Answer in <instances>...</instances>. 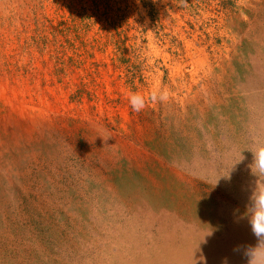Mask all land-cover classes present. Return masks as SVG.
<instances>
[{"label": "rangeland", "instance_id": "374dc122", "mask_svg": "<svg viewBox=\"0 0 264 264\" xmlns=\"http://www.w3.org/2000/svg\"><path fill=\"white\" fill-rule=\"evenodd\" d=\"M261 143L264 0H0V264H247Z\"/></svg>", "mask_w": 264, "mask_h": 264}, {"label": "clouds", "instance_id": "9594fccd", "mask_svg": "<svg viewBox=\"0 0 264 264\" xmlns=\"http://www.w3.org/2000/svg\"><path fill=\"white\" fill-rule=\"evenodd\" d=\"M169 93L165 90L158 94L157 89H153L148 97L139 93H131L128 97L132 110L140 112L146 107L147 102L167 101ZM253 163L250 166L252 174L258 177L255 187L250 196V204L247 206L246 214L249 217L251 231L259 240L257 247H247L243 255L247 258V264H264V143H261L253 152ZM242 246H237L233 251L240 252ZM203 259V258H202ZM222 264H228V259L224 258Z\"/></svg>", "mask_w": 264, "mask_h": 264}]
</instances>
